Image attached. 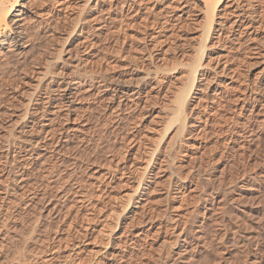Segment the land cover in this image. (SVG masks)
<instances>
[{
    "label": "rangeland",
    "instance_id": "374dc122",
    "mask_svg": "<svg viewBox=\"0 0 264 264\" xmlns=\"http://www.w3.org/2000/svg\"><path fill=\"white\" fill-rule=\"evenodd\" d=\"M222 8L18 0L23 43L0 53V264H264V0ZM62 80L73 104L45 116L65 133L37 123L25 149L21 104Z\"/></svg>",
    "mask_w": 264,
    "mask_h": 264
},
{
    "label": "bare ground",
    "instance_id": "6f19581e",
    "mask_svg": "<svg viewBox=\"0 0 264 264\" xmlns=\"http://www.w3.org/2000/svg\"><path fill=\"white\" fill-rule=\"evenodd\" d=\"M203 1V3L205 4V6H206V9H207V11H208V13H210L209 14V18H211V19H213L214 18V16L215 15H217V13H221L222 12V10L224 11V8H222L220 11H219V8H220V6H221V4L224 2V0H202ZM228 1H230V0H228ZM236 1V0H235ZM18 4V0H0V53H1V51H2V47L3 46H5V44H16V43H19V44H22L23 43V35H21L22 33H23V31H22V26L20 25V24H18L19 22H18V15H20V14H18V12H15V6ZM207 13V14H208ZM235 14V13H234ZM237 16V15H236ZM238 16H239V14H238ZM238 16H237V18H238ZM207 17V16H206ZM210 19V20H211ZM235 20V19H234ZM241 20V19H240ZM20 21V20H19ZM207 23V22H206ZM14 25H15V27H14ZM221 25V24H220ZM14 27V28H13ZM215 29V28H214ZM220 29H222V28H220ZM211 30V25L209 26V28H207L206 29V34H208V32ZM219 30V29H218ZM208 38V37H207ZM205 40V39H204ZM202 43V42H201ZM205 43V42H204ZM218 43V42H217ZM204 45V44H203ZM5 48V47H4ZM202 50L200 51L202 54H203V52H204V48H201ZM1 56H2V54H1ZM202 56V55H201ZM200 59V58H199ZM198 59V60H199ZM195 60V59H194ZM197 61V60H196ZM194 62V61H193ZM199 63V62H198ZM192 64H194V63H192ZM190 69H192V68H190ZM198 70V64L197 65H195V66H193V69H192V72H190V73H195L196 71ZM44 71V70H43ZM41 72V71H39V73L41 72V73H44L43 75H41V77L43 76H46L47 75V72ZM50 71V70H49ZM189 71V70H188ZM36 73V72H35ZM37 73H38V71H37ZM51 73V72H50ZM189 73V72H188ZM28 74V73H27ZM36 75H38V74H36ZM58 75V74H57ZM59 75H60V73H59ZM41 77H40V80H41ZM188 77V76H187ZM38 79H39V77H37ZM37 78H35V79H37ZM52 78V77H51ZM50 78V79H51ZM191 78V77H190ZM53 79V78H52ZM67 79V78H66ZM71 79V78H70ZM73 79V78H72ZM24 81V80H23ZM29 81V80H28ZM42 81V80H41ZM71 81H73V80H62L61 82H59L58 84V90H59V92H58V94H56L57 96H58V98H57V96L55 95H53V96H51V94L49 95V96H47V98H42V99H38V98H36L35 96H33L32 94H31V91L29 92V94L27 95L28 97L26 98V101L24 100V102L21 104V105H24V106H21V107H23V109L21 110V108H20V110L23 112V115H21L20 114V116L18 115V117H20V120H23L24 119V121H25V128H22V130H23V132H25L24 133V136L23 137H20L21 138V140L23 141V142H25L27 145H26V147H25V149L26 148H29V147H31L30 148V150L32 151L34 148H38V143L41 141V140H43V139H34L36 136L34 135V130H37V129H34V125H36L37 123H42L43 124V127H45L44 128V132H50V133H53L54 132V130L55 129H57L58 128V130H59V133L62 135V133H65V128H63V127H60V126H58V127H56V125H51L50 123H52L53 124V120L51 121V122H49L48 120H50V119H46V117L47 116H45L46 115V112H47V109H48V107L49 106H54V107H59V109L61 108V107H63V106H67V107H69V106H72V102H73V99L71 98V96L73 97V93H75L74 91L72 92L71 90H72V83H71ZM74 81H75V79H74ZM192 82V81H191ZM131 83V82H130ZM130 83H128V85L130 84ZM35 84H37V83H35ZM79 84H80V82H79ZM19 85V84H18ZM187 85V84H186ZM192 85H193V83L191 84V83H189V85H187L188 87H186V88H184V92H186V94L184 93V95H181L180 97H178L179 99V103L181 104V107H180V109H183L182 107L184 106V104L186 103L185 101H186V97H187V94H189V92H191V90H192ZM123 86L124 87H127V83H125V81L123 82ZM138 86V85H137ZM184 86V85H183ZM37 87V86H36ZM73 87H74V85H73ZM77 87H79V86H77ZM17 88V87H16ZM40 88V87H39ZM128 88V87H127ZM127 88H123V90L124 91H126V93L127 92H129V89L127 90ZM183 88V87H182ZM181 88V89H182ZM44 89H45V87H44ZM126 89V90H125ZM48 90V89H47ZM51 90V89H50ZM75 91H78V89H76ZM81 91V90H80ZM182 91H183V89H182ZM39 92V91H38ZM49 92V91H48ZM135 92H139V90H137V91H135ZM34 93H36V92H34ZM50 93H51V91H50ZM134 93V92H133ZM23 94V93H22ZM39 94V93H38ZM53 94V93H52ZM136 94V93H135ZM21 95V94H20ZM25 95V96H26ZM44 95H46V94H44ZM41 96V95H40ZM179 96V95H178ZM37 100V101H36ZM39 100V101H38ZM20 103V102H19ZM15 104V103H14ZM37 104V106H34V105H36ZM41 104H42V106H41ZM11 105H9V107H10ZM16 106V105H15ZM18 107H19V105H17ZM16 106V107H17ZM187 106V105H186ZM12 107H13V105H12ZM66 107V108H67ZM65 108V107H64ZM65 108V109H66ZM71 108V107H70ZM13 109V108H12ZM15 109V108H14ZM13 109V110H14ZM179 109V110H180ZM12 110V112H14ZM56 110V109H55ZM58 110V109H57ZM49 111V110H48ZM52 111H54V110H52ZM51 111V112H52ZM59 111V110H58ZM57 111V112H58ZM49 113V112H48ZM59 113V112H58ZM18 114H19V112H18ZM35 114V118H32L31 116L32 115H34ZM53 114V113H52ZM55 114V113H54ZM61 114H62V112H61ZM179 114V113H178ZM48 115H50V114H48ZM54 116V115H53ZM53 116H51V118L53 117ZM56 116H58L57 114H56ZM30 117H31V121H32V125L30 126V128H29V125H28V122H29V119H30ZM55 117V116H54ZM176 117L177 116H175V119H172L171 121L173 122L174 120H176ZM57 118V117H56ZM55 118V119H56ZM61 119V117L59 118V120ZM19 120V118H18V120H17V122L19 121V123L20 122H22V121H20ZM54 122H55V120H54ZM61 122V121H60ZM171 122V123H172ZM56 123V122H55ZM61 123H63V122H61ZM170 123V122H169ZM170 123V124H171ZM174 123V122H173ZM172 123V124H173ZM57 125H58V123H57ZM59 125H63V124H59ZM182 125V124H181ZM37 127V126H36ZM35 127V128H36ZM42 127V126H41ZM169 127H171V126H169L168 125V127H167V129L166 130H168L169 129ZM41 129V128H40ZM49 129V130H48ZM21 130V131H22ZM46 130H48V131H46ZM57 130V131H58ZM180 130H182V129H180ZM43 131V130H42ZM56 131V132H57ZM67 132V131H66ZM38 133V132H37ZM41 133V132H40ZM48 133H46V135L48 134ZM58 133V132H57ZM15 134V133H14ZM35 134H36V132H35ZM67 134V133H66ZM12 136V133L11 134H9L8 136L9 137H11ZM49 135V134H48ZM54 135H57L56 133L54 134ZM175 135H176V133H175ZM15 136V135H14ZM14 136L13 137H11V138H9L10 140L13 138L14 139ZM20 136V135H19ZM38 136V135H37ZM40 136L41 135H39V138H40ZM44 135H42V137H43ZM52 136H53V134H52ZM66 136H68V135H65V137ZM46 136H44L43 138H45ZM49 137H51V134L49 135ZM55 137H58V136H55ZM61 137V136H60ZM59 137V138H60ZM47 138H48V136H47ZM52 138V137H51ZM62 138V137H61ZM85 138V137H84ZM94 138V137H93ZM53 139H55V138H53ZM52 139V140H53ZM45 140H46V138H45ZM95 140V139H94ZM21 141V142H22ZM14 143V142H13ZM41 143V142H40ZM56 143V142H55ZM43 144V143H42ZM46 144V143H45ZM44 145V144H43ZM8 146V145H7ZM44 147V146H43ZM257 149V148H256ZM261 149V148H260ZM16 150V149H15ZM26 151V150H25ZM34 151V150H33ZM39 152V151H38ZM26 153V152H25ZM30 153H32V152H30ZM262 153V152H261ZM21 154V153H20ZM24 156V155H23ZM258 156V155H257ZM31 157V156H30ZM28 158H29V156H28ZM262 158V157H261ZM16 159V158H15ZM21 159V158H20ZM17 160V159H16ZM15 160V161H16ZM21 161V160H20ZM239 163V162H238ZM235 164V163H234ZM256 165H258V164H256ZM259 165H260V163H259ZM234 166V165H233ZM21 167V166H20ZM25 167V166H24ZM27 167V166H26ZM236 167V166H235ZM16 169V168H15ZM231 170H232V168H231ZM233 171V170H232ZM238 172V171H237ZM234 175V174H233ZM22 176H23V173H22ZM23 178H25V176H23ZM142 178V177H141ZM16 180V179H15ZM19 181V180H18ZM24 182V181H23ZM53 183V182H52ZM141 183V182H140ZM20 184V183H19ZM23 184V183H22ZM212 205V204H211ZM210 205V206H211ZM205 208H207L206 206H205ZM210 208V207H209ZM211 209V208H210ZM205 212V211H204ZM159 231V230H158ZM157 231V232H158ZM178 239H179V237H178ZM184 240H186V237L185 238H183ZM180 240V239H179ZM183 246V245H182ZM185 246V245H184ZM189 248V247H188ZM184 250H187V249H183V251ZM190 250V249H189ZM188 251V250H187ZM259 251V250H258ZM185 252V251H184ZM113 253L114 252H112L111 254L113 255ZM189 253V252H188ZM170 256V255H169ZM172 256V255H171ZM170 256V257H171ZM178 256V255H177ZM181 256V255H180ZM255 257V256H254ZM169 258V257H168ZM167 258V259H168ZM257 258V257H256ZM255 258V260H259V259H256ZM166 259V260H167ZM172 259V258H171ZM170 259V260H171ZM174 259V258H173ZM182 260V259H181ZM168 261H169V259H168ZM260 261V260H259ZM164 262V261H163ZM171 262H173L172 260H171ZM170 262V264H172ZM164 264H167V262L165 261L164 262ZM174 264V263H173Z\"/></svg>",
    "mask_w": 264,
    "mask_h": 264
}]
</instances>
